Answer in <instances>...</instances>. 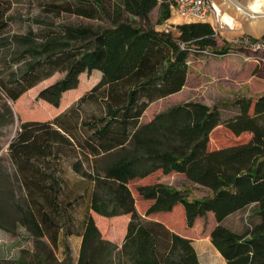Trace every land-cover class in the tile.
Segmentation results:
<instances>
[{"label": "trees", "instance_id": "16d2710c", "mask_svg": "<svg viewBox=\"0 0 264 264\" xmlns=\"http://www.w3.org/2000/svg\"><path fill=\"white\" fill-rule=\"evenodd\" d=\"M30 1L47 14L99 24H44L37 33L11 36L23 48L0 64V89L24 118L7 153L25 194L26 210L16 207L21 226L36 244L46 237L54 248L59 236L75 234L78 257L66 253V264H199L192 241L168 224L183 209L187 228L213 216L209 240L225 264H264V92L236 98L238 114L226 121L216 107L187 101L140 123L152 103L182 90L190 52L231 53L230 47L213 50L211 25H176L178 38L155 31L154 8L159 5L156 24L170 18L164 0ZM10 7L11 0H0V47L10 43ZM36 93L48 107L31 113L28 97ZM220 125L234 138H248L210 149V135ZM174 176L209 195L188 198L162 184ZM248 207L245 232L222 225ZM93 215L122 221L120 244L101 235Z\"/></svg>", "mask_w": 264, "mask_h": 264}, {"label": "rangeland", "instance_id": "374dc122", "mask_svg": "<svg viewBox=\"0 0 264 264\" xmlns=\"http://www.w3.org/2000/svg\"><path fill=\"white\" fill-rule=\"evenodd\" d=\"M251 2L253 0H237L231 4L230 13H228L229 11L223 12L220 19L216 16L218 23L220 21L219 24L223 22L226 27H229L227 31L220 29L218 24L209 18L208 23L216 32L213 50L218 51L222 47H230L231 53L219 57H210L190 52L187 60L186 81L182 90L151 104L141 117V124L149 122L156 114L169 107L187 101H197L209 107H216L220 112L221 121H226L238 114V109L233 105L236 98L257 96L264 92V40H262L264 39V32L254 35L246 31V24H249L251 20L244 16L249 14L247 9L252 6L253 3ZM159 12L160 9H156L151 15L153 27H156L157 31H167L171 33L172 37L178 38L179 32L174 25L166 23V21L162 24H156ZM224 13L227 20L226 17H223ZM7 16L10 32L5 41L9 40L10 43L7 44L6 42L0 47V64L4 60L17 58L18 53L23 48L21 44L13 41L11 36H24L29 31L37 33L44 24L84 25L94 28L99 26L96 22L73 15L54 16L47 14L36 2L30 0H11V7ZM171 18L178 17L171 14ZM228 32L230 33L228 34ZM232 32L237 34L231 36ZM257 44L260 47L254 51L253 48ZM61 77L63 76L57 78ZM47 84L45 83L40 88ZM82 93L83 91L75 94L70 100L77 98ZM36 95L37 93L28 97L31 113H40L48 107L41 104L36 99ZM23 103L22 101L19 105L22 106ZM16 104L7 99L0 89V264H19L15 262L16 259H22L26 264H37V260L41 261L42 264H66L64 259L66 253L71 260L77 256L79 237L73 234L64 238L61 235L58 237L57 246L52 248L46 237L41 238L38 241L39 244H36L37 242L29 232L21 226L20 211L16 207H20V210L24 212L26 202L7 153L8 143L16 136L19 125L24 121ZM87 109L91 110L90 107ZM53 112L52 110L51 114ZM33 118L39 117L36 115ZM247 138L248 134H243L241 138H234L225 127L220 125L210 135L209 148H219L232 144L236 140L243 139L244 141ZM162 184L184 192L188 198L201 199L210 193L207 188L193 184L183 176L170 177L163 180ZM131 187L134 192L135 185L133 183ZM251 209L248 207L230 215L222 222V225L236 233L245 232L250 227ZM180 214V211L177 210L176 214L166 213L165 216L170 215L171 219L168 224L170 223L172 231L192 241L199 264H224L223 259L212 247L209 240V232L215 226L213 216L207 214L205 217L198 218L191 228H187L184 219L180 218L184 215L183 209L182 216ZM93 220L104 238L117 244L121 243L124 234L122 221L112 222L98 215H93ZM255 221V218L251 219V223ZM44 254L49 256L46 261L43 260Z\"/></svg>", "mask_w": 264, "mask_h": 264}, {"label": "built area", "instance_id": "2783aa9c", "mask_svg": "<svg viewBox=\"0 0 264 264\" xmlns=\"http://www.w3.org/2000/svg\"><path fill=\"white\" fill-rule=\"evenodd\" d=\"M224 1L226 0H164V3L168 5L170 17L173 14L175 17L188 23H208L209 18H212L215 24H218V20L216 19V16H218L217 6ZM259 47L260 45L257 44L253 50L256 51Z\"/></svg>", "mask_w": 264, "mask_h": 264}, {"label": "bare ground", "instance_id": "6f19581e", "mask_svg": "<svg viewBox=\"0 0 264 264\" xmlns=\"http://www.w3.org/2000/svg\"><path fill=\"white\" fill-rule=\"evenodd\" d=\"M234 2H237V0H226L223 3H219V5L217 6L219 19H220V16L223 12L229 11L228 13H230V11L232 9L231 4ZM251 3H253L252 6L250 5L251 6L250 8L247 7L248 8L247 12L249 14H246V16H244V17H249V19L251 20L250 23H249V21H247L249 24H246V31H248L254 35H259L262 32H264V0H253V2H251ZM223 17L224 18L226 17V20H227V16L225 13H224ZM219 23H220V21H219ZM219 23H218V25L222 30L227 31L229 29V27H226L223 22H221V24H219ZM229 33L230 32H228V34ZM235 34H237V33L232 32L230 35L232 36Z\"/></svg>", "mask_w": 264, "mask_h": 264}, {"label": "crops", "instance_id": "0c3cea01", "mask_svg": "<svg viewBox=\"0 0 264 264\" xmlns=\"http://www.w3.org/2000/svg\"><path fill=\"white\" fill-rule=\"evenodd\" d=\"M159 2H161V1H159ZM156 9H159V5L156 7V8H154L153 10H152V12L150 13V19H151V23L153 24V21H152V18H151V15L153 14V12L156 10ZM166 23H169V24H171V25H174V27L176 26V25H179V24H183V23H188V22H186V21H184V20H182V19H179V18H169L168 20H166ZM154 30L155 31H157V29H156V27H154ZM164 99V98H163ZM159 101V100H158ZM157 102V101H156ZM155 103V102H154ZM153 104V103H152ZM141 120V119H140ZM10 160V159H9ZM11 162V161H10ZM12 165V164H11ZM13 167V166H12ZM14 169V168H13ZM67 173H69L70 175H74L72 172H71V170L68 168L67 170ZM14 172H15V170H14ZM22 192H23V190H22ZM24 193V192H23ZM24 197H25V194H24ZM79 248H80V241H79V246H78V251H77V256H76V258L78 257V253H79ZM75 258V259H76ZM73 260V259H72ZM224 261V260H223ZM224 264H225V262H224Z\"/></svg>", "mask_w": 264, "mask_h": 264}]
</instances>
